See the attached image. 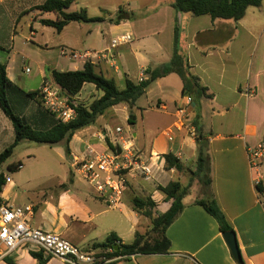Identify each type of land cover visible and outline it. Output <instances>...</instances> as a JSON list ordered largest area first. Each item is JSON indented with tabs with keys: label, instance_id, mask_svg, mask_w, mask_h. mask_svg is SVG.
<instances>
[{
	"label": "crops",
	"instance_id": "1",
	"mask_svg": "<svg viewBox=\"0 0 264 264\" xmlns=\"http://www.w3.org/2000/svg\"><path fill=\"white\" fill-rule=\"evenodd\" d=\"M45 1L0 0V36L5 28L17 30L21 18L27 15L25 26L29 37L25 40L47 54L57 49L60 57L72 61L68 56L71 51H106L114 38L130 35V43L112 51V60L98 59L93 64L96 72L116 83L121 74L129 80L133 75V82H139L142 75L149 79L153 70L171 62L177 42L191 74L207 89L209 97H196L187 104L183 81L173 73L157 79L137 101L144 99L143 104H138L140 120L134 117V124L139 128L129 134L140 156L146 161L151 153L173 154L184 169L167 171L153 167L150 180H145L140 172L131 173L118 208L109 209L96 196L77 174L74 159L85 158L87 146L99 152L113 151L110 146L119 137L116 129L122 127L112 119L135 105L113 107L99 118L102 122L98 119L95 125L73 137L69 147L74 171L50 188L49 194L25 201L16 181L10 179L0 195L3 205L31 206L33 227L59 234L82 253L100 260V264H238L216 219L197 204L202 199H213L236 234L245 264H264V211L253 185L254 173L247 154V149L257 146L264 137V5L249 8L245 17L236 23L213 20L210 15L178 13L173 7L174 0H76L90 18L98 21L71 22L58 32L41 23L42 20L56 21L58 14L35 9ZM92 10L94 16H91ZM89 44L96 47L88 49ZM52 59L49 56L36 63L22 57L24 64L36 65L41 86L45 82L55 83L54 70L71 71L59 70L58 61ZM11 63V55L4 61L0 59L13 84L28 93L25 87H20L17 70L12 69ZM77 70L74 67L73 71ZM30 71L26 66L25 72ZM92 96L95 97L91 102L101 97L102 92L88 83L73 101L78 104L83 97ZM181 108L187 109V121L195 129V135L183 130L175 132L174 140L169 141L166 130L181 118ZM160 114L169 118L162 126ZM131 117L132 114H127L126 120L129 122ZM14 138L12 122L0 108V153L13 144ZM203 142L208 143L210 185L194 175L199 145ZM261 173L264 177V163ZM176 181L188 190L182 200L181 215L166 231L171 242L169 254L113 256L111 248H95L111 234L127 245L134 242L138 233L150 231V219L133 210V197L151 196L156 204L154 213H166L172 201H167L159 188ZM191 191H196V195L189 199ZM32 253L42 254L45 264H67L34 248H20L0 264H40Z\"/></svg>",
	"mask_w": 264,
	"mask_h": 264
},
{
	"label": "trees",
	"instance_id": "2",
	"mask_svg": "<svg viewBox=\"0 0 264 264\" xmlns=\"http://www.w3.org/2000/svg\"><path fill=\"white\" fill-rule=\"evenodd\" d=\"M75 2L76 0H46L35 9L42 13L58 14L56 21H41L43 25L53 27L58 32H61L71 22L89 23L98 21V19L90 18L86 9H81L78 12H68ZM262 5H264V0H174L173 7L178 13H189L194 16L210 15L213 20H232L237 23L245 17L249 8ZM173 73L179 75L183 81L184 96L191 95L193 98L209 97L207 89L200 84L198 78L191 74L186 57L177 47V42L170 63L153 70L149 79L142 82H133L126 79L124 89H121L115 80L108 79L96 72L95 66L91 63H85L83 69L77 71L62 72L54 70L52 72L54 82L72 99L79 95L84 85L88 83L95 85L96 89L102 92V96L96 97L89 105L77 104L76 118L64 123L58 121L44 107L40 91L25 93L9 79L6 66L0 64V108L12 122L15 133L13 144L0 153V195L7 185L4 165L12 157L14 149L21 142L30 141L51 147L65 143L66 154L71 157L69 145L78 132L95 125L100 117L115 106L121 104L129 107L134 106L157 79ZM129 123L134 124L135 119L134 121L129 120ZM110 149L114 150L112 146H110ZM198 151L197 169L194 175L205 182V185H210L208 143H200ZM164 159V169L167 171L171 169L181 171L184 169L181 161L173 154L164 155ZM21 165V162L9 165L8 172H18ZM70 183H73L72 179H70ZM159 189L165 195L167 201H172V205L166 213L160 215L154 213L156 204L151 196L135 195L132 199L133 210L141 217L150 219V231L145 234L138 233L134 242L127 245H122L118 237L111 234L104 243L97 244L95 248L103 250L111 248L113 256L169 254L171 242L166 236V231L181 215L184 209L182 200L188 187H184L176 181ZM197 204L216 219L222 234L234 231L215 200L206 198L197 201ZM2 205L3 201L0 198V207ZM32 255L38 259L40 264H45L42 254L32 253ZM243 264H245L244 261Z\"/></svg>",
	"mask_w": 264,
	"mask_h": 264
},
{
	"label": "built area",
	"instance_id": "3",
	"mask_svg": "<svg viewBox=\"0 0 264 264\" xmlns=\"http://www.w3.org/2000/svg\"><path fill=\"white\" fill-rule=\"evenodd\" d=\"M132 37L123 35L111 41L106 51L90 50L71 51L69 58L72 61H81L94 64L98 59H110L112 51L122 45L130 43ZM146 80L142 75L139 82ZM44 107L55 116L58 121L68 123L76 118V102L67 96L56 83L45 82L40 88ZM187 104L194 100L193 96H185ZM180 117L166 130L169 141L175 138V132L188 130L195 135V129L187 121V109L179 110ZM119 137L114 139V150L99 152L87 146L85 158L74 159L77 174L95 192L99 199L109 209L120 206L125 190L128 186V176L140 172L145 180H150L153 167L164 169L165 159L160 154L151 153L145 161L139 154L132 136L117 128ZM248 162L253 174V185L258 195L259 203L264 211V177L261 167L264 163V137L255 147L247 149ZM23 165L19 166L22 169ZM10 181L9 176L6 178ZM34 211L31 206L14 207L2 205L0 207V263L20 248H34L44 254L61 259L67 264H100L97 258L82 253L76 246L63 239L55 232L45 231L31 225ZM119 244V243H118Z\"/></svg>",
	"mask_w": 264,
	"mask_h": 264
},
{
	"label": "rangeland",
	"instance_id": "4",
	"mask_svg": "<svg viewBox=\"0 0 264 264\" xmlns=\"http://www.w3.org/2000/svg\"><path fill=\"white\" fill-rule=\"evenodd\" d=\"M83 8V6L78 3H74L68 12H78ZM95 15V11L92 10L91 16ZM28 18L27 15L21 18L20 24L15 28L8 29L2 32L0 36V59L4 61L9 55L12 58V69L17 70L15 74L19 76L20 87H25L26 92H35L39 91L41 88V79L38 77L36 72V65H26L23 63V58H29L36 63H40L43 58L51 56L54 61H58L57 68L59 70L71 69L73 71L74 67H78L79 70H82L84 63L81 61H69L66 58L60 57L58 55V50L53 49L50 54L45 53L41 49H37L31 42H27L25 39L29 37V29L25 26V20ZM16 31V32H15ZM88 49H93L96 47L94 45H87ZM70 50V49H68ZM10 52V53H9ZM111 58L113 56H110ZM30 68V72H25V67ZM133 75H130V79H133ZM118 85L124 87L126 78L123 74L120 75V78L116 80ZM120 87V88H121ZM123 89V88H121ZM95 96L83 97L78 104H89ZM144 99L137 102L133 109L130 111H125V113H118L117 118L112 119L115 122V125H120L122 129L126 132H137L138 126L132 125L126 120L127 114H132V117H137V120H140L141 113H139L138 104H143ZM144 107V106H140ZM122 107H120L121 109ZM141 109V108H140ZM159 116V125L162 126L169 121V118L164 115ZM98 122H102V119H99ZM136 145V144H135ZM10 145L6 146L9 147ZM4 148L3 151L6 149ZM2 151V152H3ZM1 152V153H2ZM21 162L23 168L16 173L8 172V166L11 164H17ZM4 172L11 180L16 181L18 185L19 194L23 195L25 201L30 199L46 195L50 193V188L54 187L61 178L64 176L67 178L70 175L72 167V160L66 154L65 143H60L57 146H47L39 145L30 141L21 142L15 149L12 157L4 165ZM74 171V170H73ZM190 176V175H189ZM196 195V191H191L188 195L189 199L193 198ZM97 196V195H96ZM191 196V197H190ZM126 202H130V198L126 199ZM107 206V205H106Z\"/></svg>",
	"mask_w": 264,
	"mask_h": 264
},
{
	"label": "water",
	"instance_id": "5",
	"mask_svg": "<svg viewBox=\"0 0 264 264\" xmlns=\"http://www.w3.org/2000/svg\"><path fill=\"white\" fill-rule=\"evenodd\" d=\"M131 121L134 120V117L130 118ZM224 239L228 245V248L231 251V254L234 258V260L238 263V264H243V258L239 249V245H238V241H237V237L234 231H230V232H226L223 234Z\"/></svg>",
	"mask_w": 264,
	"mask_h": 264
}]
</instances>
